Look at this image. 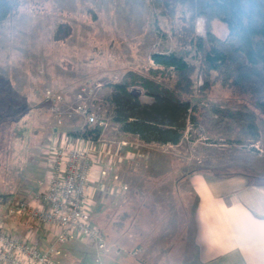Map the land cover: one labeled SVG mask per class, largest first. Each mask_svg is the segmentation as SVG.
Listing matches in <instances>:
<instances>
[{
  "label": "rangeland",
  "instance_id": "rangeland-1",
  "mask_svg": "<svg viewBox=\"0 0 264 264\" xmlns=\"http://www.w3.org/2000/svg\"><path fill=\"white\" fill-rule=\"evenodd\" d=\"M16 11L0 25V194L9 193L13 199L30 195L45 176L47 159L39 149L51 140L60 143L69 131L86 124L85 118L73 114L78 101L108 120L109 106L101 99L108 84L126 70L155 67L150 55L175 45L168 18L151 0H20ZM204 24L203 14L196 20V32L203 36ZM212 31L217 39L227 37L225 25L218 20L212 21ZM198 58L194 49L188 60L196 64ZM194 79L201 84L199 74ZM131 89L143 101L150 100L140 86ZM57 96L63 104L53 103L51 98ZM193 103L237 107L229 91L217 85L208 93H200L196 86ZM46 115L45 128L40 123ZM186 130L188 142L160 146L121 138L108 121L103 140L114 153L112 170L104 173L99 184L97 177L107 165L95 164L89 214L104 234L107 253H98L93 243L75 238L63 246L58 262L91 264L97 254L105 264L193 260L184 230L193 203L187 175L194 169L210 172L229 164L235 165L234 171L252 169L247 164H252L253 156L259 152L264 159V121L259 122V139L254 143L208 138L200 124L189 123ZM127 152H137L136 161L126 160ZM260 162L264 165V160ZM248 175L264 179V173ZM5 209L0 202V213ZM7 228L18 236L29 230L23 217L11 218ZM40 243L44 247L45 242Z\"/></svg>",
  "mask_w": 264,
  "mask_h": 264
},
{
  "label": "trees",
  "instance_id": "trees-1",
  "mask_svg": "<svg viewBox=\"0 0 264 264\" xmlns=\"http://www.w3.org/2000/svg\"><path fill=\"white\" fill-rule=\"evenodd\" d=\"M19 1L0 0V25L17 12ZM151 2L168 18L175 45L170 51L150 55L155 67L126 70L118 81L108 84L101 99L109 106L108 116L117 136L145 144L177 145L184 141L190 123L200 124L214 140L224 138L238 144L257 141L259 122L264 121V0ZM203 14L204 36L196 32L197 17ZM213 20L225 25L226 38L215 37ZM194 49L199 54L196 64L188 60ZM196 74L201 77L199 85ZM136 85L149 101L131 89ZM216 85L229 91L236 108L231 103L208 107L193 103L196 86L200 93H208ZM101 132L100 126L85 124L68 135L96 139ZM202 172L209 171L194 169L189 175ZM11 200V194H0V202Z\"/></svg>",
  "mask_w": 264,
  "mask_h": 264
},
{
  "label": "built area",
  "instance_id": "built-area-1",
  "mask_svg": "<svg viewBox=\"0 0 264 264\" xmlns=\"http://www.w3.org/2000/svg\"><path fill=\"white\" fill-rule=\"evenodd\" d=\"M46 95L51 97L49 91ZM51 100L55 104L64 103L60 96ZM82 101L73 107V114L85 118L88 125L100 126L101 134L96 139L65 135L64 141L51 140L42 149L47 159L45 181L27 197L5 203L6 209L0 213V264H62L56 259L63 246L75 238L93 243L98 253H107L104 234L90 221L89 214L95 164L107 165L97 177L99 184L104 173L112 170V152L103 140L110 119L102 118L97 109H91ZM253 147L258 149L257 144ZM138 156L137 152L125 153L129 161H136ZM13 217L25 218L29 230L24 236L12 234L7 228ZM41 241L45 242L44 247L40 246ZM91 264L105 263L97 254Z\"/></svg>",
  "mask_w": 264,
  "mask_h": 264
},
{
  "label": "crops",
  "instance_id": "crops-1",
  "mask_svg": "<svg viewBox=\"0 0 264 264\" xmlns=\"http://www.w3.org/2000/svg\"><path fill=\"white\" fill-rule=\"evenodd\" d=\"M48 120L42 117L40 125L46 128ZM261 157L259 152L253 156L247 164L252 169L245 172L231 170L235 165L229 164L187 175L193 194L192 215L184 229L193 249L188 264H264V179L248 175H263ZM39 166L44 169V164ZM45 177L46 173L37 185Z\"/></svg>",
  "mask_w": 264,
  "mask_h": 264
}]
</instances>
